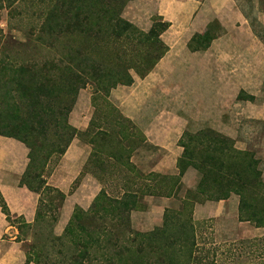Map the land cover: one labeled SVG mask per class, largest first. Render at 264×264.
Here are the masks:
<instances>
[{"label": "trees", "instance_id": "16d2710c", "mask_svg": "<svg viewBox=\"0 0 264 264\" xmlns=\"http://www.w3.org/2000/svg\"><path fill=\"white\" fill-rule=\"evenodd\" d=\"M6 1L11 8L18 0ZM43 1L46 4L41 10V23L34 44L36 47L54 49V54L25 64L7 61V57L0 58V89L5 90L4 100L0 101V135L19 140L27 146L29 163L21 184L40 195L35 221L27 223L24 218L11 216L0 190V208L9 223L18 224L20 234L25 228L36 230L49 215H52L53 224L58 222L60 210L67 198L65 193L50 186L47 181L53 156L58 154L61 158L78 134L70 122V115L69 118L67 114L63 115V109L55 105L56 93L67 92L74 104L80 90L93 85L94 93L105 100V106L113 114H102L101 119L111 123L112 119L121 116L122 120L131 123L108 100L113 89L134 84L135 78L130 70L136 66L132 64L131 68L122 69L107 67L108 61L95 54L94 42L104 43L103 48L107 51L129 42L131 38L136 44L148 43L149 49L140 57L146 61L147 58L152 60L147 61L149 67L141 74V78H145L155 68L168 50L161 39L170 26L168 22L156 17L152 28L144 32L123 17L125 8L133 0ZM261 4L264 14V0H261ZM2 5L0 1V7ZM16 12V7L9 10L11 16L18 14ZM214 35V29L211 28L195 36L189 47L193 50L207 49ZM77 39L81 40L82 45L76 44ZM86 42L92 48L84 47L83 43ZM115 57L122 59V54H116ZM4 78H8L4 81L7 87L2 84ZM239 97L243 98L244 95L241 93ZM249 98L254 100V97ZM96 102L95 99L93 103L92 98V104L97 109ZM73 104L68 113L72 112ZM6 109L13 110V116H7L4 113ZM121 134L122 140L128 137L124 131ZM89 137L94 148L87 166H92L103 150H109L108 144L113 136L107 130L96 133L90 125ZM122 142L118 145H123ZM180 143L184 152L177 163L179 177L152 172L149 173L150 179L139 176L138 180L141 179L143 183L133 179L132 183L125 185L122 197L112 196L102 188L88 209L79 206L74 209L62 236L57 238L66 239L75 250L69 264H94V260L100 259V263L107 264H199L201 261L195 255L198 241L192 217L195 205L227 200L232 195L239 196V221L264 228V179L257 154L251 150H239L232 138L210 128L194 135L186 133ZM201 143L206 149L204 155L197 151ZM128 149L126 152L130 160L132 146ZM112 153L108 156L115 160L117 152ZM191 167L198 171L200 180L196 189L187 190L181 199L184 207H191V217L183 220L180 212L166 209L163 227L146 233L135 231L130 225V218L133 212L139 211V192L142 191L143 196L177 198L182 186L180 177ZM130 169L134 172L136 166L130 165ZM91 174L99 178L96 170H91ZM175 178L179 180L176 183L163 181ZM136 186H140V191L134 190ZM173 225L177 228H171ZM17 240L23 241L20 236ZM260 241H264V238ZM37 248L36 245L32 248L29 246L25 264H41L39 250L30 253V250Z\"/></svg>", "mask_w": 264, "mask_h": 264}, {"label": "crops", "instance_id": "0c3cea01", "mask_svg": "<svg viewBox=\"0 0 264 264\" xmlns=\"http://www.w3.org/2000/svg\"><path fill=\"white\" fill-rule=\"evenodd\" d=\"M149 6L154 8L148 16L146 12ZM241 10L235 0H133L125 8L123 17L144 32L152 28L156 17H161L170 24L161 35L168 47L166 54L145 78H140L141 83L136 81L131 86H122V92L128 93L129 97L117 101V106L123 107L121 114L139 129L137 132L143 143L154 149L146 152L136 145L132 146L130 162L137 168L149 169V173L179 177L177 163L184 152L180 141L186 133L193 134L196 127L210 128L236 140L235 146L243 151L249 150V145L244 142L245 147H242L243 142L240 140L245 141L264 128V99H258L264 90V35L255 32L250 18ZM224 15L228 18H224ZM262 15L264 27V14ZM211 28L215 35L207 49L193 50L189 47L195 36L204 34ZM217 67L220 72L216 71ZM187 74L193 79L188 77V81L184 80ZM148 78L156 80V87L142 83ZM200 84L204 90L203 110L197 116L186 117L185 121L182 120L183 125H176L175 122L179 124L180 119L173 115H170L171 120L165 121L144 115L145 106H148L159 89L167 87L190 90ZM218 88L220 102L215 105L212 102V90L216 91ZM241 93L243 98L239 97ZM109 100L113 101L110 97ZM91 121L79 125L71 123L78 134L53 170L54 177L58 176L56 187L67 195L62 212L70 208L69 193L75 183L79 185L76 192L81 191L82 201L87 190L92 193L89 205L84 201L74 200L75 207L71 212L67 209L69 220L77 206L88 209L101 191V188H95L100 186L99 179L91 173H85L94 148L89 137ZM28 154L29 149L24 143L0 135L1 193L13 218L21 217L27 223H34L40 195L21 184L29 163ZM180 178L181 184L188 183V187L193 190L200 180L198 171L193 167L187 169ZM150 198L155 204L143 213L151 219L150 211L160 209V223L159 219L155 220V226L159 227L163 223L165 208L169 207L167 204L172 203L174 196ZM205 206L208 209L207 217L231 215L238 218L239 196L232 195L227 200L212 201ZM133 213L131 217L134 219ZM137 227L141 231H149L144 230L139 223ZM18 234V229L7 221L0 208V264H25L27 254L23 250V241L17 240Z\"/></svg>", "mask_w": 264, "mask_h": 264}, {"label": "rangeland", "instance_id": "374dc122", "mask_svg": "<svg viewBox=\"0 0 264 264\" xmlns=\"http://www.w3.org/2000/svg\"><path fill=\"white\" fill-rule=\"evenodd\" d=\"M0 1L3 2L2 7H0V58L7 57V61L10 60L16 62L17 64H25L35 62V59L40 61L46 57H51L54 54V49L36 47L34 44L38 27L41 23V10L42 8L44 9L46 3L44 4L43 0H18L10 8L7 6L8 3L6 0ZM235 1L237 3V6L242 9L241 12H245V15L250 18L249 20L251 21V24L253 26L252 28L255 30V32L264 35V27L262 24L263 10L261 0ZM15 7L18 11L16 13L18 14H16L15 16H11L9 10H13ZM149 7V10L146 12L148 16L151 14V11L153 12L154 8L152 6ZM128 14L126 15L130 17V15ZM225 16L226 15H224L223 17L225 18ZM226 18L228 17L226 16ZM146 22H148V20H146ZM35 29L36 32H34ZM76 44L82 45L81 40L77 39ZM94 44L96 47L94 48L96 49L95 54L102 57L104 61H108L106 65L107 67L122 69L124 67L131 68L132 64L136 66L135 69L130 70V73L134 76L135 82L137 81L141 83V74L144 73L149 67V63L147 61L152 60L151 58H147L146 61L144 60V58L140 57L141 54H146L147 49H149L150 45L148 43L136 44V42H133V39L131 38L129 42H123L121 44H118V46L116 45L115 47H111L109 51L103 48L104 43L99 44L94 42ZM83 45L84 47L89 46L87 42L83 43ZM137 52H139L138 56ZM116 54H122V59H117L115 57ZM216 60L218 61V59H215V61ZM218 67L216 71L220 72ZM188 77L189 74H187L184 80L188 81ZM189 78L193 79V77ZM5 79L8 78H4L2 80V84L4 85ZM142 83H149L152 87H156L157 85L156 80H154L153 78L145 79ZM161 85L163 86V83H161ZM122 90L123 87L121 85L113 89L110 96L113 101L111 102L110 100H108L111 105L118 111V113H122L121 111H123V107L119 108V106H117V101L120 102V100L129 97L128 93H124L122 92ZM219 91V88L216 91L212 90L213 104H218L220 102ZM4 93L5 90L3 88L0 89V101L4 100ZM203 94L204 90L202 84L197 85L190 90H178L167 87L159 89L153 99L150 100L148 106H145L144 115L149 116V118L151 116H154L162 121L169 119L171 120L172 118L170 115H173L175 116V118L179 117L180 119L179 124L177 122H175V124L183 125L182 120L185 121L186 117L189 118L191 116H197L198 114H200V112H202ZM99 97L100 95L98 96L94 93V86L88 85L86 88L80 90L74 104L73 99L70 97V95L64 91L56 93L54 102L56 106H59L61 107V109H63V115L64 113L65 115L67 114L68 118L70 115V122L72 124H87L93 119L94 122L92 121L93 123H91V125L92 129H94L96 133H98V131L100 130H107L111 133L113 137L110 144H108L109 150H103L102 154L97 156V158L95 159L96 161L93 162L92 166H87L85 172L91 173V170H96V172L98 173L100 186H95L96 190L98 188H101L102 190L103 188L112 196L122 197L125 190V185L132 183L133 179L137 180L139 183H143L141 179L138 180L139 176L150 179L149 169L144 170L137 168L136 166L135 171L131 172L130 165H135L130 163L128 157L129 154L126 151L129 150L128 148H130V146L134 145H136L137 148H142L146 152L153 151L154 149L153 146L151 147L150 145L143 143L142 137L137 132V130L139 129L135 127L133 122H125L124 120H122L121 116H117V118L112 119L111 123L103 121L101 117L104 114H107L109 116L113 114H110V108L105 106V100ZM92 98L93 103L95 99L97 100V109L92 104ZM258 99H264V90L263 93H260ZM72 104V112L68 113L69 108ZM101 110L103 111V113H101ZM4 113L7 114V116H13L14 114L13 110L10 109H6V111L4 110ZM5 120H2V122ZM202 128L203 127H196L194 129L192 128L193 134L192 132L187 134L194 135L201 131H207V128ZM121 131H124V135L126 137L128 136V139H120V137L122 136ZM120 141H123V145H118ZM240 142H243L242 147H245L244 142H248L249 150L255 152L257 154V158H260L261 168L264 174V128L262 127L257 135L253 134L250 138L245 139V141L240 140ZM114 144L116 145L113 148L112 146ZM198 146L199 147L197 151L199 152V154L204 155V152L206 151V149H204L203 147L204 144L201 143ZM110 150H112L113 152H117L115 153L117 157L115 158V160L109 158L108 155H113L112 151ZM59 160L60 156L58 154L53 156L49 169L50 175L47 178L49 185L55 188H57L56 183H58V176L56 175V177H54L55 174L53 173V169H55V167L58 165ZM163 181L165 183L168 182V184H172L178 182L179 180L175 178L174 180L165 179ZM144 182L146 183V181ZM78 186L79 185L75 183L71 187V191L69 193V196L71 197L70 208H66L63 212L60 210L58 222H54L53 224L51 218L52 215H49L46 220L40 222L39 226L35 228L36 230H26L25 228L23 232L21 234L19 233L17 236H20V238L23 239V250L26 252V254L29 252V246L31 248L35 245L38 246L37 249L30 250V253H33L35 250H39V253L41 254V264H69L71 262L70 256L75 250L70 244H68L66 239L58 240L57 238L62 236L63 229L68 223L70 216L69 211L71 212L72 208L75 207L74 200L77 199L82 203L84 201V203L89 205L88 202L92 193L87 190L83 194L82 201L80 196L81 191L78 190L79 193L76 192ZM140 186H136L134 190L140 191ZM189 189L190 188L188 187V183H182L180 192H178L177 194V198L174 197L172 203L170 202L167 204V206L169 207L165 208L170 209L171 212L174 213L180 212L182 215L181 218L183 220H188L189 217H191V207H184L181 201V199L185 196L186 191ZM139 194V211H135L133 213L134 219L132 217L130 218L131 227L135 231L144 233L154 231L157 228L163 227V223L159 227L155 226L156 219H159L160 223L162 212L160 209H152L150 211L151 219H148V216H145L143 213L144 210L152 207V204H155V201L152 202L150 195H141L142 191H140ZM45 198L49 199L50 197ZM207 203L209 202L196 204L192 216L198 241L197 246L195 247V255H197L199 260L201 261L199 264H264V241H260L261 238H264V228L258 229L249 222H240L238 218H233L231 217V215H228V217L220 218L207 217L208 214H206V211L208 209L207 206H205V204ZM85 207L87 206L85 205ZM67 209L70 210L67 211ZM61 216H64V218H61ZM168 220L172 219L168 218ZM137 223L143 225L144 230L149 229V231L139 230V228L137 227ZM175 225H173L171 228H177ZM13 226L18 229L17 223H13ZM7 237L11 238L10 235H7ZM100 260H94L93 263L107 264L106 262L100 263Z\"/></svg>", "mask_w": 264, "mask_h": 264}]
</instances>
